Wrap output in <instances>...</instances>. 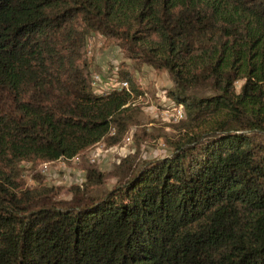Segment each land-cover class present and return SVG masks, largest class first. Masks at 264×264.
<instances>
[{"label": "trees", "instance_id": "1", "mask_svg": "<svg viewBox=\"0 0 264 264\" xmlns=\"http://www.w3.org/2000/svg\"><path fill=\"white\" fill-rule=\"evenodd\" d=\"M93 33L166 72L184 117L170 154L61 201L43 165L155 139L133 73L96 93ZM0 264H264V0H0Z\"/></svg>", "mask_w": 264, "mask_h": 264}, {"label": "rangeland", "instance_id": "2", "mask_svg": "<svg viewBox=\"0 0 264 264\" xmlns=\"http://www.w3.org/2000/svg\"><path fill=\"white\" fill-rule=\"evenodd\" d=\"M86 57L90 64L92 76L99 75L101 82L100 88L120 87L117 72L124 66L125 69L133 73L139 81L137 86L144 91L134 101V106H141L142 127L147 129L151 136L141 138L139 142L135 139L125 141L122 146L106 149L103 144L95 147L82 162V165H43L40 169L44 175V183L50 187L60 190L59 198L61 201H70L71 194L68 188L75 184H82L86 179V170L95 168L107 174V184L111 187L115 184L114 173L120 163L127 158H132L134 162L149 161L157 157L170 154V149L165 145L164 136H173L174 131L169 124H176L178 121L174 117L173 108L176 105L169 99L168 92L173 89L172 82L166 72L154 70L149 65L138 68L136 64L124 56L121 48L113 42L108 41L99 33H93L86 45ZM136 129H133V133ZM131 132V133H132ZM129 137H133V134ZM94 159L97 163L92 164ZM27 172L23 176L26 186L36 187L39 183L34 180V173L29 170V165H25Z\"/></svg>", "mask_w": 264, "mask_h": 264}, {"label": "built area", "instance_id": "3", "mask_svg": "<svg viewBox=\"0 0 264 264\" xmlns=\"http://www.w3.org/2000/svg\"><path fill=\"white\" fill-rule=\"evenodd\" d=\"M101 81L102 80H101V78H100L99 75H95L94 76V79H93V87H94L96 93H98V94L107 95V94H110L114 90H119V91H122V90H128L129 91L130 90V85H129V83L127 81H123V82L120 81V87H118V88L117 87L116 88L114 87L112 89H110L109 87H105L103 89L100 88L99 87V83ZM172 111H173L174 117H175V119L177 121L181 120L184 117V113H183V111H182L181 108L174 107ZM130 140H131L130 138L127 139L128 142ZM72 161L75 162L76 164H78V163L81 162V159H80V157H76V158L72 159ZM91 161L92 162H95L94 159H92Z\"/></svg>", "mask_w": 264, "mask_h": 264}]
</instances>
